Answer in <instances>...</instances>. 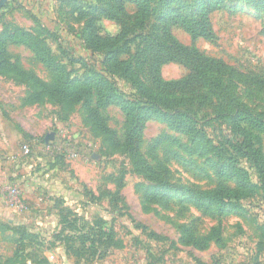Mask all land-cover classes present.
<instances>
[{
	"label": "rangeland",
	"instance_id": "374dc122",
	"mask_svg": "<svg viewBox=\"0 0 264 264\" xmlns=\"http://www.w3.org/2000/svg\"><path fill=\"white\" fill-rule=\"evenodd\" d=\"M108 1L7 0L0 9V33L18 26L44 37L55 59L71 76L82 78L99 68L103 57L85 46L86 22L80 14L95 5L107 7ZM187 1L198 5V0ZM221 3L207 12L212 40L192 38L178 25L172 33L183 44L224 60L228 95L264 117V91L252 81L264 78L263 6L256 0ZM124 9L136 11L131 3ZM98 18L99 34L119 32L118 21ZM135 47L129 45L132 51ZM7 53L39 81L52 83L50 68L28 47L8 44ZM187 73L178 62L161 66L165 80ZM116 81L121 90L133 91L121 78ZM38 90L29 79L0 72V157L18 155L12 164L1 165L6 170L2 184L17 185L25 202L23 211L12 212L1 201L0 264H264V197L246 158L240 161L249 182L223 211L160 186L142 171L148 165L161 181L192 188L237 187L218 179L213 169L215 153L231 150L226 141L234 137L229 119L215 112L220 101L209 96L197 108L205 130L202 148L152 118L144 123L139 153L132 158L88 117L83 100L66 105L63 98ZM99 114L123 142L122 109L110 105ZM250 139L258 141L264 157V134L255 132ZM23 144L30 148L27 155L20 154ZM184 231L207 237L208 246L186 242Z\"/></svg>",
	"mask_w": 264,
	"mask_h": 264
},
{
	"label": "trees",
	"instance_id": "16d2710c",
	"mask_svg": "<svg viewBox=\"0 0 264 264\" xmlns=\"http://www.w3.org/2000/svg\"><path fill=\"white\" fill-rule=\"evenodd\" d=\"M256 1L262 4L264 15V0ZM127 3L136 7L132 14L124 9ZM221 4V0H198V5H191L187 0H109L107 7L95 5L89 14L82 13L80 17L86 22L83 28L85 46L93 53H101L103 59L99 68L82 78L71 76L55 59L44 37L18 26L6 27L0 33V72L29 79L39 88L40 94L59 96L66 105L83 100L88 117L108 135L114 147H122L132 158L139 153L143 125L152 118L161 119L202 148L201 137L205 130L198 119L197 108L213 96L221 102L217 104L216 108L220 109H216V114L229 119L234 134L226 141L232 149L215 153L214 174L218 179L236 182L237 187L218 183L210 189L192 188L161 181L148 165L143 166L142 171L160 186L182 190L192 194L201 206L214 205L223 211L227 205H233L230 200L238 199L240 190L249 182L248 169L240 161L242 158L250 162V168L257 174L256 184L264 197V157L258 141L250 139L255 132L264 134V117L228 95L223 76L229 67L224 60L209 56L194 45L183 44L172 33V27L178 25L192 38L212 40L207 12ZM100 15L118 21L119 32L99 34L96 22ZM120 15L124 20H120ZM131 43L136 44L133 51L129 48ZM8 44L28 47L38 61L50 68L52 83L39 81L17 60H12L7 53ZM168 62L181 63L188 73L178 79L165 80L161 66ZM117 78L127 82L133 91L121 90ZM252 81L264 91V78L252 77ZM110 105L119 106L124 113L123 142L104 124L99 114V109ZM183 237L199 248L208 246L207 237L193 238L185 231Z\"/></svg>",
	"mask_w": 264,
	"mask_h": 264
},
{
	"label": "built area",
	"instance_id": "2783aa9c",
	"mask_svg": "<svg viewBox=\"0 0 264 264\" xmlns=\"http://www.w3.org/2000/svg\"><path fill=\"white\" fill-rule=\"evenodd\" d=\"M30 151V148L27 144H23L21 147L20 154L27 155ZM18 155L9 154L6 157V162L12 164ZM1 198L6 207L12 212H20L25 208V202L21 195L19 187L15 184H3L0 188ZM52 264H55L52 261Z\"/></svg>",
	"mask_w": 264,
	"mask_h": 264
},
{
	"label": "crops",
	"instance_id": "0c3cea01",
	"mask_svg": "<svg viewBox=\"0 0 264 264\" xmlns=\"http://www.w3.org/2000/svg\"><path fill=\"white\" fill-rule=\"evenodd\" d=\"M2 147L3 146L0 144V149L1 150H2ZM6 157H7V155L3 156L2 159L0 157V188L3 185L2 184V182H3L2 179H3V177H5L4 173L6 172V170H4V172L2 171L1 165L4 167V165L7 163L6 162ZM1 201H2V198H1V193H0V205H1Z\"/></svg>",
	"mask_w": 264,
	"mask_h": 264
},
{
	"label": "water",
	"instance_id": "95a60500",
	"mask_svg": "<svg viewBox=\"0 0 264 264\" xmlns=\"http://www.w3.org/2000/svg\"><path fill=\"white\" fill-rule=\"evenodd\" d=\"M7 0H0V9L5 5Z\"/></svg>",
	"mask_w": 264,
	"mask_h": 264
}]
</instances>
